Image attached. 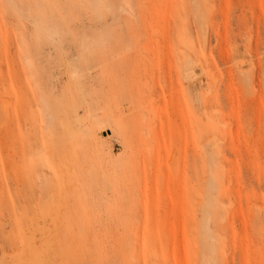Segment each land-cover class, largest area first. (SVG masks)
Returning a JSON list of instances; mask_svg holds the SVG:
<instances>
[{"label":"rangeland","instance_id":"rangeland-1","mask_svg":"<svg viewBox=\"0 0 264 264\" xmlns=\"http://www.w3.org/2000/svg\"><path fill=\"white\" fill-rule=\"evenodd\" d=\"M0 264H264V0H0Z\"/></svg>","mask_w":264,"mask_h":264},{"label":"bare ground","instance_id":"bare-ground-1","mask_svg":"<svg viewBox=\"0 0 264 264\" xmlns=\"http://www.w3.org/2000/svg\"><path fill=\"white\" fill-rule=\"evenodd\" d=\"M75 115H77V113H74ZM89 114V113H88ZM92 115V114H91ZM89 116V118L90 117H93V118H95V120H94V122H95V124L96 125H100L101 123H104V122H102L101 120H102V118H101V120L100 119H98V117H94V116ZM72 117V116H71ZM77 117H78V115H77ZM80 117V116H79ZM73 118V117H72ZM72 118H70V119H72ZM85 118V117H84ZM74 120V119H73ZM80 120V119H79ZM91 120H92V118H91ZM83 121V120H82ZM104 121V120H103ZM65 122H68V120L65 118L64 120H63V127H64V131L65 132H67L68 130H69V126H68V124L67 123H65ZM69 123V122H68ZM102 125V124H101ZM103 126V125H102ZM99 128V127H98ZM83 130H84V128H83ZM68 132H70L71 133V128H70V130L68 131ZM74 133V132H73ZM80 134H82V133H80ZM74 135V134H73ZM70 138V137H69ZM76 138V137H75ZM7 253V252H6Z\"/></svg>","mask_w":264,"mask_h":264}]
</instances>
